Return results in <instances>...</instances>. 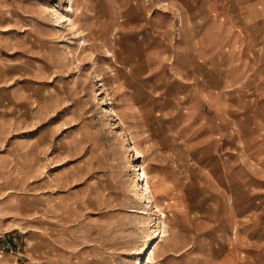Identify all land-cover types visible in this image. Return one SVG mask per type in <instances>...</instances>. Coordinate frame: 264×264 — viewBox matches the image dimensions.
I'll use <instances>...</instances> for the list:
<instances>
[{
  "label": "rangeland",
  "instance_id": "374dc122",
  "mask_svg": "<svg viewBox=\"0 0 264 264\" xmlns=\"http://www.w3.org/2000/svg\"><path fill=\"white\" fill-rule=\"evenodd\" d=\"M188 2L0 0V264H237L247 211L264 240V173L260 201L229 182L224 118L176 169L190 148L164 122L159 57Z\"/></svg>",
  "mask_w": 264,
  "mask_h": 264
},
{
  "label": "crops",
  "instance_id": "0c3cea01",
  "mask_svg": "<svg viewBox=\"0 0 264 264\" xmlns=\"http://www.w3.org/2000/svg\"><path fill=\"white\" fill-rule=\"evenodd\" d=\"M179 7L180 39L173 57H169L172 50L168 54V49L167 55L159 57L166 82L162 86L159 81L157 87L161 92L158 101L174 102L173 110L164 111L166 117L170 116L164 118L166 126L171 128L173 124L175 142L190 148L176 169L180 175H184L183 170L192 171L194 161L190 155L199 154L204 148L208 152L211 145H216L215 132L208 127L224 118L231 156L227 167L231 171L229 182L241 183L254 200L260 201L264 173V0H190ZM171 67L176 74L173 83L169 82ZM187 115L189 129L179 128L178 124L187 122ZM240 155L244 157L240 159ZM234 171H244L248 175L246 182L235 177ZM185 179L190 181L191 176ZM160 181L165 189L177 187L178 183L168 178ZM257 215L247 211L241 216L242 225L235 229L239 250H251L240 260L238 257L237 264H262L255 252L259 245L264 246L263 237L258 236V227L246 226Z\"/></svg>",
  "mask_w": 264,
  "mask_h": 264
},
{
  "label": "bare ground",
  "instance_id": "6f19581e",
  "mask_svg": "<svg viewBox=\"0 0 264 264\" xmlns=\"http://www.w3.org/2000/svg\"><path fill=\"white\" fill-rule=\"evenodd\" d=\"M138 152V151H137ZM140 152V151H139ZM142 176H143V179H144V190H147L148 189V185H147V181H146V174L142 171ZM148 191V190H147ZM151 253H152V250H151Z\"/></svg>",
  "mask_w": 264,
  "mask_h": 264
}]
</instances>
